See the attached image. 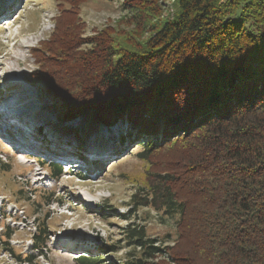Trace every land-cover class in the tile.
I'll use <instances>...</instances> for the list:
<instances>
[{
	"label": "trees",
	"instance_id": "16d2710c",
	"mask_svg": "<svg viewBox=\"0 0 264 264\" xmlns=\"http://www.w3.org/2000/svg\"><path fill=\"white\" fill-rule=\"evenodd\" d=\"M87 1L54 0L30 74L63 120L124 122L143 139L142 170L121 174L134 184L129 204L175 218L176 235L155 247L142 226L124 228L131 250L121 264H264V0H173L170 10L104 0L121 1L126 28L89 36ZM43 233L33 239L39 253Z\"/></svg>",
	"mask_w": 264,
	"mask_h": 264
},
{
	"label": "rangeland",
	"instance_id": "374dc122",
	"mask_svg": "<svg viewBox=\"0 0 264 264\" xmlns=\"http://www.w3.org/2000/svg\"><path fill=\"white\" fill-rule=\"evenodd\" d=\"M6 1L0 0V264H75L78 257L121 264L131 250L124 228L134 225L144 228L155 247L163 241L172 245L175 218L130 206L134 184L121 176L142 170L137 144L143 139L124 122L92 125L84 115L66 122L59 106L31 77L35 67L29 50L51 32L54 0ZM172 1L160 3L170 10ZM125 16L121 1L88 0L80 13L87 36L105 27L126 28L120 22ZM6 94L9 98L4 99ZM35 125L46 128L41 133L45 137L33 133L19 139L12 131L18 128L27 137ZM50 130L59 138L47 137L54 143L45 140ZM26 139L37 143L26 144ZM59 140L69 147L46 154V146H60ZM64 151L74 157L61 158ZM82 156L87 157L83 170L77 166ZM50 163H58L59 174L50 172ZM42 193H53L56 202L48 205ZM42 229L45 247L39 253L32 245ZM110 246L119 250L112 252Z\"/></svg>",
	"mask_w": 264,
	"mask_h": 264
},
{
	"label": "bare ground",
	"instance_id": "6f19581e",
	"mask_svg": "<svg viewBox=\"0 0 264 264\" xmlns=\"http://www.w3.org/2000/svg\"><path fill=\"white\" fill-rule=\"evenodd\" d=\"M10 0H7L6 2H9ZM12 1V0H11ZM9 6V5H8ZM10 94H6L3 98L5 99V98H7L8 96H9ZM9 98V97H8ZM9 111L11 110V111H15L14 109H13V107L12 106H10L9 108ZM16 112V111H15ZM1 113V112H0ZM3 118V117H2ZM19 118H21V117H19ZM1 121H7L6 119H1ZM16 135H18V134H16ZM97 153H99V152H97ZM72 167H74V166H72ZM71 167V168H72ZM66 172H67V170H66ZM37 173H39V172H37ZM36 173V174H37Z\"/></svg>",
	"mask_w": 264,
	"mask_h": 264
},
{
	"label": "water",
	"instance_id": "95a60500",
	"mask_svg": "<svg viewBox=\"0 0 264 264\" xmlns=\"http://www.w3.org/2000/svg\"><path fill=\"white\" fill-rule=\"evenodd\" d=\"M75 120V119H74ZM66 122H69L68 120H65ZM70 121H73V120H70Z\"/></svg>",
	"mask_w": 264,
	"mask_h": 264
}]
</instances>
